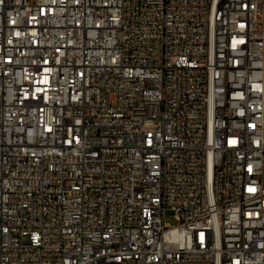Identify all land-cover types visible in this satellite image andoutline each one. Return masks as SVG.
<instances>
[{"label":"built area","instance_id":"obj_1","mask_svg":"<svg viewBox=\"0 0 264 264\" xmlns=\"http://www.w3.org/2000/svg\"><path fill=\"white\" fill-rule=\"evenodd\" d=\"M0 264H264V0H0Z\"/></svg>","mask_w":264,"mask_h":264},{"label":"rangeland","instance_id":"obj_2","mask_svg":"<svg viewBox=\"0 0 264 264\" xmlns=\"http://www.w3.org/2000/svg\"><path fill=\"white\" fill-rule=\"evenodd\" d=\"M167 222L171 225H176L177 222L173 219V217H168Z\"/></svg>","mask_w":264,"mask_h":264}]
</instances>
